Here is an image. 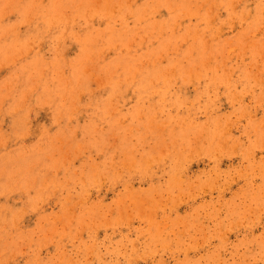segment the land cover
I'll use <instances>...</instances> for the list:
<instances>
[{"label": "rangeland", "instance_id": "1", "mask_svg": "<svg viewBox=\"0 0 264 264\" xmlns=\"http://www.w3.org/2000/svg\"><path fill=\"white\" fill-rule=\"evenodd\" d=\"M0 264H264V0H0Z\"/></svg>", "mask_w": 264, "mask_h": 264}, {"label": "bare ground", "instance_id": "2", "mask_svg": "<svg viewBox=\"0 0 264 264\" xmlns=\"http://www.w3.org/2000/svg\"><path fill=\"white\" fill-rule=\"evenodd\" d=\"M227 52V51H226Z\"/></svg>", "mask_w": 264, "mask_h": 264}]
</instances>
